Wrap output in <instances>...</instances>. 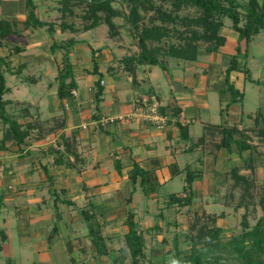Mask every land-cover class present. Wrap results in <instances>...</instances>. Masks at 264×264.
Listing matches in <instances>:
<instances>
[{
  "label": "rangeland",
  "instance_id": "rangeland-1",
  "mask_svg": "<svg viewBox=\"0 0 264 264\" xmlns=\"http://www.w3.org/2000/svg\"><path fill=\"white\" fill-rule=\"evenodd\" d=\"M142 1V4L148 2L155 9L160 8L171 18L168 21L167 17L161 16L160 19L158 12L144 10L141 4L142 8L140 7L139 12L143 19L139 24H149L153 14H156L157 18L152 23L167 30L156 42L148 43L149 46L155 47L157 58L171 73L178 71L182 66L189 71L197 72L199 75L188 82L196 90L210 89L213 71L206 81L202 80L200 74L206 72V67L211 64L215 65L216 69L219 68L218 72L220 70L223 72L229 64L231 55L235 53L237 36L231 29L230 20L222 19L223 27L220 34L225 36L226 42L218 52H206V43L199 42L197 59L185 61L184 64L183 60L181 63L176 62V58L168 57L166 53L172 44L182 39L183 35H190L191 29L200 31V27L190 21L198 19L201 11L190 5L176 10L171 6L170 0ZM237 1L241 5H246L248 0ZM34 2L38 6L37 16L56 28L52 34L45 27L33 29L25 27L22 22H17L13 27L14 34L6 40H1L0 52L6 60L8 59V68L3 70L5 69L4 76L9 87V92L3 96V99L7 101L6 111L9 115L16 117L24 125L30 122L33 128L30 140L38 143V137L43 135L42 145H50L54 148L57 145L54 135L56 130L53 127H56V123L65 122L67 111L65 102L61 104L56 96L57 75L64 71V64L66 62L71 64L72 74L75 72L81 88L88 75L86 70L92 65L91 51L95 52L99 68L102 70L108 68L107 71L122 76V74H130L122 58L137 55L139 47L136 37L133 36L132 25L127 18L129 3H122L120 0L112 3L118 12V15L112 19L118 34L111 37L108 26L103 21L102 12H99L101 16L98 25L87 29L93 20L88 17L86 5L72 1L66 6L68 7L66 10L60 0H33ZM24 10L25 0H0V19L13 20ZM239 12L242 15L245 13L243 8H240ZM52 43H56L53 52L50 48ZM240 46L244 56L240 54L238 61L250 70L252 78V81H248L244 74L235 72L230 75L231 81L243 93L240 103L231 104L228 110H224L230 101L229 94H226L228 98H225L224 95H219V92L208 95L204 90L199 96L201 98L206 94L205 99H208L199 103L201 106L208 103L209 116L213 123L223 121L236 125L237 129L249 138L248 141L254 148L251 152L245 151L240 154L233 146L232 150L227 152L217 147L218 136L212 137L202 145V153L198 154L201 161L199 163L194 157V162L203 175L201 172L202 179L193 189L194 196L189 206L180 207L176 204L169 206L167 202L170 193L182 194L181 176L164 186L154 187L152 183L148 184L147 188L156 192L158 200L147 202L145 199L141 203L135 202L134 208L140 221L139 229L145 239L146 258L141 264H172L177 258L176 251L181 255L188 253L192 246L191 237H195L204 226L208 229L213 227L222 229L219 243L225 245L242 233L244 223L248 228H252L263 214L260 201L264 197V137L260 131L264 127L262 122L264 119V31L251 38L246 50L244 41ZM155 73L161 76V78L157 77L156 81L158 79L159 82L162 81V87L169 94V84L170 86L175 84V80L159 66H155ZM172 75L175 76L173 73ZM93 80L92 78L91 86L94 91ZM86 83L90 82L86 80ZM214 83L215 88L218 89L217 81L215 80ZM143 98L141 96L134 106ZM220 110L223 111L222 115ZM193 126L200 129V124ZM0 130L3 132L5 130L1 119ZM1 131L0 138L3 137ZM192 141L193 138L188 141L181 139L180 144L189 146ZM6 144L16 148L15 152L10 150L13 153L11 156L20 155L18 150L20 147L12 142ZM220 150L222 152L219 153ZM192 157L193 153H189L184 157V162L188 164ZM232 167H236L241 175L247 177L250 183L248 190H244L242 185L233 184L229 177ZM213 169L221 171L220 173L224 175L216 178L215 181ZM0 174L3 175L1 166ZM152 178H154L152 175L148 177L149 182ZM222 179L224 182L219 186L217 181ZM4 181L6 186H13V190L9 189L12 200H4V206L2 205L0 211V229L6 236V240L2 241L0 235V264H114L112 259H123V262L116 264H132L124 240L125 215L120 216L124 210L119 208L121 206L119 202L109 209L108 220L103 221L102 225L99 224L103 228L101 233L105 238L107 254L98 256L87 236V226L78 212L79 209L76 208L82 205L78 199L77 206L72 203L66 205L60 201L53 206L54 196L43 189L42 192L37 193L38 196H35L38 199L37 205L29 204L27 199L22 200L26 193L18 191V187L13 184V178L6 176ZM1 189L2 187L0 192ZM56 192V195L65 197L59 187ZM141 196L142 192L137 190L136 199ZM24 208L29 209L32 218L35 215H41L42 218L37 221H32L31 218L27 223ZM21 209L24 210L23 220L20 217ZM125 209H128V206ZM160 213L162 216H159ZM55 220H57L58 235L47 243V235ZM154 225H157V229L148 230ZM201 246L204 245L200 243L198 247ZM230 253L219 252L217 248L206 256L205 264H239L231 258ZM218 255L223 257L219 263L214 260Z\"/></svg>",
  "mask_w": 264,
  "mask_h": 264
},
{
  "label": "crops",
  "instance_id": "crops-1",
  "mask_svg": "<svg viewBox=\"0 0 264 264\" xmlns=\"http://www.w3.org/2000/svg\"><path fill=\"white\" fill-rule=\"evenodd\" d=\"M35 6L37 16L38 6L36 4ZM25 18L26 5L25 10L21 14H18L15 19L8 21L23 23ZM38 19L41 20L39 17ZM6 61L8 62V59ZM181 61L177 59L176 62L181 63ZM91 69L92 65L91 68L86 70L88 75L85 77L87 82L90 83L87 84L85 80V84L81 88H79L78 79L75 76V72H73V78L75 77L74 80L77 85L75 89L77 95L70 103L65 102V106L67 105L65 122L56 123V127H53L56 130L54 135L57 146L52 148L50 145H42L43 142L41 140L43 139L38 140L37 143V141L34 142L28 138L25 140V144L18 149L20 155L16 157L17 154L15 153L14 157L11 156L13 153L10 152V150L16 151L14 146L1 145L0 166L3 170V175L0 174V187H2V192H0V211L1 207L3 208L4 206V200H12L9 192L13 190V186H6L5 181L3 182L5 177L9 176L13 178V184L18 187V191L26 193L22 200L27 199L29 204L34 203L37 205L38 199L35 196H38L37 193L45 189L50 195L54 196L53 206H56L58 201L66 205L70 201V204L77 206L76 200L78 199L82 204L79 205L81 208L75 207L79 209L78 212L85 224L82 211L88 209L93 212V223L102 225L109 218V209L114 207L117 202L121 205L119 208L124 210L120 216L125 215L126 218L128 211L131 210L136 214L137 223H140L134 209L135 202L141 203L145 199L147 202L149 200H158L156 192L147 188L148 184L152 183L154 187L164 186L181 176L180 179L183 181L182 188L184 189L187 167L191 170L202 172L194 161L195 159H198V162L201 161L198 154L202 153V145L211 140L212 137L218 136V141H220L217 126L221 123H226L223 121L213 123L209 116L208 103H205L206 105L204 106L199 103L208 99H205L206 94L200 98V92L203 90L208 95L219 92V95H224L225 98H228L226 93L222 92L224 77L221 70L218 72L219 68L216 69V66L211 64L206 67V72L203 71L200 74L203 77L202 80L206 81L213 71L210 89L203 90L194 89L193 85L188 82L199 74L187 70L185 66L179 68L178 71H172L175 76L172 75L171 71L165 72L175 80V84L171 86L168 83L170 95L162 87V81L159 82V79L156 81V78L160 75L155 73V66L138 65L135 66L133 73L122 74V76L118 73L113 74L107 71L108 68L103 70L100 68V71L106 74L104 78L105 90L97 109L93 100L92 76L89 73ZM171 70L173 69L171 68ZM215 80L218 83L219 90L215 88ZM222 85L223 87H221ZM150 95H154L158 99L161 104V112L169 118L167 125L161 130L155 129L135 118L107 123L98 129L89 127L84 130L81 128L82 124H89L92 119H97L100 116L113 117L129 113L141 96L145 98V96ZM174 109L178 110V115L176 116L172 115ZM195 124H200V129L196 126L194 127L193 125ZM228 124L231 125L230 123ZM190 138H193L191 145L182 146L180 144L181 139L188 141ZM2 139L3 137L0 138V141ZM62 143L63 147L68 143V151H63L62 160L64 162L57 164L55 162L56 156L51 151L59 149ZM220 152L222 151L220 150ZM189 153H193V157L187 164L184 162V157ZM116 161L120 164L121 174L115 168ZM134 163L146 172L145 192L136 184L131 202L128 204L127 200L133 189L128 175ZM215 171L219 170L213 169V176ZM45 172L50 176L51 180L47 178ZM151 175L154 178L149 182L148 177ZM201 179H197L193 183V189ZM58 187L65 197L56 195ZM137 190L142 192V196L136 199ZM170 194L181 197L184 195L183 190L182 194L177 192ZM55 198L58 199L56 204ZM122 200L123 203H121ZM146 201H144L145 205ZM127 206L128 209H125ZM24 210L25 219L29 223L32 214H29L28 208H24ZM24 210L21 209L22 216L20 217H22V220ZM41 218V215H35L32 221H37ZM54 222L57 223V220ZM102 229V226H100L101 232ZM0 231L2 230L0 229ZM57 235L58 231L55 236Z\"/></svg>",
  "mask_w": 264,
  "mask_h": 264
},
{
  "label": "trees",
  "instance_id": "trees-1",
  "mask_svg": "<svg viewBox=\"0 0 264 264\" xmlns=\"http://www.w3.org/2000/svg\"><path fill=\"white\" fill-rule=\"evenodd\" d=\"M72 1H75L76 4L86 5L88 17L93 20V23L88 25L87 29H91L98 25L100 20L99 12L104 13L102 18L105 24L108 26V31L110 36L113 37L118 34L115 24L113 23V18L118 15L116 8L113 7L112 3L115 0H60L63 6L66 8L68 4H71ZM122 3H129L130 8L128 11V21L132 25L133 36L136 37L139 53L134 56L123 57L122 61L125 65V68L128 73L134 72V67L136 65H150V66H159L163 69L164 72L168 73L167 67L162 61L157 58V55L154 51V46H149L153 42H156L161 36V34L166 33V29L162 26H157L152 22L155 21L156 14H153V17L149 21V24L140 25V21L143 19L139 10L143 7L145 9L153 10L155 13L158 12V17L161 19V16L167 17L168 21L171 20L170 16L161 11L160 8H154L152 5H149L148 2L142 4V0H120ZM171 6L174 9L179 10L183 6H193L201 11V15L198 19L190 21L193 25L199 26L198 29H191L190 35H181L182 39L176 43L172 44L168 48L166 55L168 57L176 58L183 61H195L198 55L199 42L206 43L205 51L206 52H218L220 48L225 44L226 38L224 35L220 34V31L223 27V18H227L231 22V29L236 34L237 42L234 48V54L231 55L229 64L223 70L224 77V88L223 93L229 94L230 101L226 104L224 110H227L231 104L240 103L239 100L243 98V93L239 90L230 79L232 73H242L246 76L248 81H252L250 70L244 65L239 63V55L244 54L241 52V42L244 41L246 48L250 43L251 38L258 34L261 31H264V0H248L246 5H241L237 0H170ZM142 4V7H141ZM26 5V18L23 21L25 27L38 29L45 27L50 33L54 30V25L41 21L38 19L35 13V4L33 0H25ZM141 7V8H140ZM243 8L244 14L239 12V9ZM68 7L66 8V10ZM170 18V19H169ZM174 21V19H172ZM243 24L241 25V22ZM164 22V21H163ZM17 22H10L5 19H0V48L1 40H6L11 35L14 34L13 27ZM149 43V44H148ZM56 43H52L51 51H54ZM67 53V50H66ZM67 61V60H66ZM91 63L92 69L90 70V75L93 80V100L95 103V108L97 109L105 87H104V78L106 74L100 71L99 62L95 57V52L91 51ZM3 68H8V62L6 58L0 52V119L5 125V130L3 133V139L0 141V148L4 146L7 142H12L16 146L21 147L25 144V140L30 138L31 131H33L32 126L29 123L26 125L20 123L17 118L12 117L6 111L7 101L3 99V96L9 92L7 87L5 72ZM67 78L69 80L67 81ZM57 90L56 96L61 102L70 103L74 96L72 91L77 88L76 81L73 78L71 64L66 62L64 64V71L59 72L57 75ZM223 110V109H222ZM220 111V114H223V111ZM172 115H178V110L174 109ZM264 125V119H263ZM218 132L220 134V141L217 145L219 149H224L226 151H231L232 147L235 146L236 151L240 154L245 151H252L254 146L249 143V138L239 131L236 125H229L228 123H221L217 126ZM48 132V131H47ZM264 137V127L260 131ZM39 136L38 139H42ZM63 142V141H62ZM2 145V146H1ZM63 151H68V143L63 147V143L60 144L59 149L52 150L51 152L56 156V163L64 162ZM68 165V164H66ZM115 168L119 174H121V168L118 161L115 163ZM46 173V172H45ZM47 178L50 179V176L46 173ZM145 175L146 172L141 169L136 163H134L132 170L130 171L128 178L133 185L131 190L130 197L127 200L129 204L131 202L132 195L134 193V186L139 185L142 191L145 192ZM223 173L219 171L214 172L215 180L216 178L223 176ZM264 175V168H263ZM229 177L231 178L235 186H243V189L248 190L249 181L246 176L241 175L238 172L236 167H232L229 171ZM201 178L200 171H194L187 167L185 173V188L183 189V197L176 196L175 194H170L168 199L169 206L176 204L180 207L189 206L192 203L194 196L193 183ZM222 181H217V183L222 185ZM264 189V185H263ZM58 198V197H57ZM55 198V204L58 199ZM63 202V201H62ZM67 202V201H66ZM70 202V201H69ZM68 202V204H69ZM261 207L263 214L256 221L252 228H248L244 223L243 231L240 235L235 236L229 243L225 245H220L219 239L222 233V229L213 227L208 229L207 226H204L195 237H191L190 250L188 253L181 255L179 251H176V264H205V258L208 254L215 251L218 248L220 252H231V258L237 261L239 264H263L264 260V197L261 199ZM82 216L84 221L87 224L88 236L90 242L93 245L96 254L98 256H103L107 254L105 249L104 237L100 231V225L93 223V212L90 210L82 211ZM159 216H162L161 213ZM246 216L244 215V220ZM245 222V221H244ZM124 226L126 232L124 234V240L126 248L129 251L130 259L132 264H141V262L146 258L145 255V239L142 231L139 229L138 223L136 221V214L133 211H128L127 216L124 220ZM193 226H191L192 228ZM157 229V225L150 227L149 229ZM148 229V230H149ZM58 226L57 223L51 228L50 233L47 237V242H51L54 236L57 234ZM1 240H6V236L3 231H0ZM202 243L204 246L198 247ZM177 244H175L176 246ZM200 248H203L200 249ZM206 249V250H205ZM222 256L218 255L214 260L219 263L222 260ZM112 263L123 262V259H112ZM173 264V263H172Z\"/></svg>",
  "mask_w": 264,
  "mask_h": 264
},
{
  "label": "built area",
  "instance_id": "built-area-1",
  "mask_svg": "<svg viewBox=\"0 0 264 264\" xmlns=\"http://www.w3.org/2000/svg\"><path fill=\"white\" fill-rule=\"evenodd\" d=\"M71 93L74 97H76L77 93L75 90ZM130 118L138 119L139 121L160 130L163 129L169 121L168 116L161 112V104L158 99L155 96H147L134 106L129 113L116 117L100 116L97 119H92L89 124H82L81 128L84 130L89 127L98 129L105 126L107 123H115Z\"/></svg>",
  "mask_w": 264,
  "mask_h": 264
},
{
  "label": "clouds",
  "instance_id": "clouds-1",
  "mask_svg": "<svg viewBox=\"0 0 264 264\" xmlns=\"http://www.w3.org/2000/svg\"><path fill=\"white\" fill-rule=\"evenodd\" d=\"M173 264H176V262L174 261Z\"/></svg>",
  "mask_w": 264,
  "mask_h": 264
}]
</instances>
